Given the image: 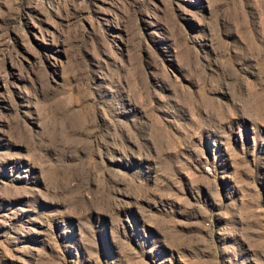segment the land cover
Here are the masks:
<instances>
[{
	"label": "rangeland",
	"instance_id": "obj_1",
	"mask_svg": "<svg viewBox=\"0 0 264 264\" xmlns=\"http://www.w3.org/2000/svg\"><path fill=\"white\" fill-rule=\"evenodd\" d=\"M0 264H264V0H0Z\"/></svg>",
	"mask_w": 264,
	"mask_h": 264
}]
</instances>
